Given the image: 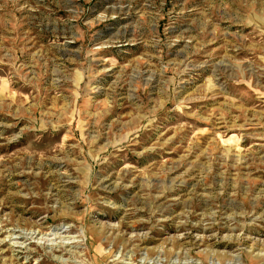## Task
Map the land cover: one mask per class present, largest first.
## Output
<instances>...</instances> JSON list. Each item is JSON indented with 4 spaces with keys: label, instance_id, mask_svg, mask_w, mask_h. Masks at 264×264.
Wrapping results in <instances>:
<instances>
[{
    "label": "rangeland",
    "instance_id": "1",
    "mask_svg": "<svg viewBox=\"0 0 264 264\" xmlns=\"http://www.w3.org/2000/svg\"><path fill=\"white\" fill-rule=\"evenodd\" d=\"M0 264H264V0H0Z\"/></svg>",
    "mask_w": 264,
    "mask_h": 264
},
{
    "label": "bare ground",
    "instance_id": "2",
    "mask_svg": "<svg viewBox=\"0 0 264 264\" xmlns=\"http://www.w3.org/2000/svg\"><path fill=\"white\" fill-rule=\"evenodd\" d=\"M68 244V243H67ZM52 245V244H51ZM58 246V245H57ZM65 247V246H64ZM51 249H53V248H51Z\"/></svg>",
    "mask_w": 264,
    "mask_h": 264
}]
</instances>
